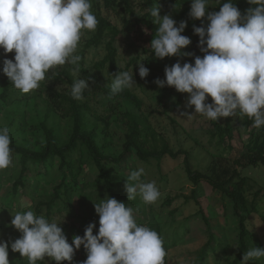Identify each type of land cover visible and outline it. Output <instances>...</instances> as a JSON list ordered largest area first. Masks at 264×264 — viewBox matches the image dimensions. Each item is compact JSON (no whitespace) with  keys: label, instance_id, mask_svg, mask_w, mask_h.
<instances>
[{"label":"clouds","instance_id":"clouds-1","mask_svg":"<svg viewBox=\"0 0 264 264\" xmlns=\"http://www.w3.org/2000/svg\"><path fill=\"white\" fill-rule=\"evenodd\" d=\"M248 2L256 7L242 14L233 0L223 3L219 11H209L210 0H192L189 15L208 21L206 28L193 27L204 55L195 56L194 64L182 65L178 60L166 66L165 79L157 78L154 83L189 94L187 107L194 106V113L210 120L246 115L254 118L253 127L260 128L264 126V0ZM91 7V0H0V49L5 54L15 53L14 61L3 60V73L16 89L28 93L39 87L50 69L66 63L78 65L81 57L75 53L82 36L98 25ZM150 15L158 25L150 44L156 58L193 55L182 51L191 44V39L182 35L186 21L176 26L170 15H160L157 4ZM148 75L149 69L141 64L139 76ZM134 83L133 74L119 71L114 75L111 93L115 95ZM87 88V80H77L71 88L72 97L83 99ZM208 97L212 103L206 102ZM10 144L9 129L0 127V170L13 163ZM143 174V168L130 173L125 183L127 200L139 193L145 203H155L161 193L155 181L141 182ZM95 211L99 215L98 234H93L96 225L90 223L84 235L74 236L72 243L60 222L32 210L17 212L11 225L22 235L11 243V249L26 257L29 264L45 257L56 264L71 262L74 250L81 245L87 251L83 264H165L167 252L162 237L148 226H139L132 207L107 198L95 204ZM8 249V242L0 241V264H9ZM262 257L264 248L253 247L244 253L241 264Z\"/></svg>","mask_w":264,"mask_h":264},{"label":"rangeland","instance_id":"rangeland-1","mask_svg":"<svg viewBox=\"0 0 264 264\" xmlns=\"http://www.w3.org/2000/svg\"><path fill=\"white\" fill-rule=\"evenodd\" d=\"M101 1L99 0L100 3ZM191 3L192 0H176L174 7L165 10L162 16L170 15L177 22L176 26H179L181 13L191 7ZM210 4L209 11L213 9L215 3L210 2ZM130 5L135 13L146 11L143 0H131ZM100 13L118 27L122 26L124 18H130V15L124 14L119 9L105 10L101 8ZM193 23L194 19L192 18L187 22V27H190ZM137 30L139 29L137 28ZM182 35H184V32ZM84 38L85 35L82 36L78 45L75 53L77 55H80V51L83 49ZM146 44V35L139 36L137 31L128 35L122 32L115 42L117 65L121 71L133 74L135 83L130 89L141 98L142 105L140 109H137L126 100L119 99L114 102L116 116H113L109 122L104 123L94 116L88 115L86 117L88 130L94 131L95 139L104 154L115 158L122 151V143L125 140L126 133L137 126L141 131V135L145 138L148 149L159 151L164 145H167L173 152H187L191 169L205 171L211 161L208 151L214 150L213 146L208 145L211 137L209 119L202 114L194 113V106L187 107L189 95L187 93H180L176 89H172L162 94L159 89L156 91L148 89L146 83L144 84L145 87L141 88L140 83H143L145 78L139 76V67L144 64V60L148 56L143 51ZM103 53L104 49L102 47L85 51L84 66L91 67L94 62L102 57ZM5 58L14 61V58L8 56V53L5 54L3 50L0 51V93L4 77L8 78L3 73V60ZM178 60L182 65L188 63L183 57L170 56L163 59L156 58V64H153V67L159 68L164 65L170 67ZM74 67V65L66 63L60 69L75 74ZM152 75L150 72L146 78L149 80ZM103 76L106 77L105 74ZM62 78L63 80H61ZM61 79L47 80L45 78L40 82L37 89L28 92V100L18 101L10 105L0 101V127L9 129L12 141L30 149H37L41 146L44 135L38 123L43 120V116L47 112L48 93H55L67 85L66 78L61 76ZM12 88L16 89L13 84ZM90 103L97 112L103 111L101 105L94 102ZM126 112L128 116L123 120V115ZM184 112L192 115L182 114ZM46 124L56 129L63 143L67 141L71 130L69 119L63 120L59 116L51 114ZM234 134L236 137L231 143L233 150L227 155L228 157H239L241 154L237 132ZM84 159L87 162L85 177L78 179L74 190L70 192L69 196H67L69 193H65L61 188V199L56 205L57 208H55L51 220L60 222L59 226L64 231L69 243L76 236V232L78 233L77 230L82 227L84 219L94 209L95 203L101 201L100 195L104 191L103 184L95 180V167L87 157H84ZM183 160V154L175 160L165 156L159 163L155 161L143 163L131 155L125 156L122 161H127L126 163L132 171L140 168L144 169L141 182L155 181L156 187L161 193L160 198L152 204L145 203L137 193L135 203H128L127 206L134 209V216L139 226L150 227L149 225L152 224L153 230L157 231L162 237L167 252L165 264H193L210 235L217 237L219 239L218 243L221 242L222 246L227 245V247H225L226 250L223 253L218 248L217 243L214 244L212 247L215 249L214 254H208L207 264H229L239 253L237 221L232 214V204L228 198L219 191L212 189L209 184L191 182L185 172ZM109 169L117 171V166L111 163ZM122 171L124 175L129 173L128 169ZM263 171V168L251 169L247 173L256 176L257 182L264 186ZM18 172L19 170L13 163L5 171L4 169L0 170V241L9 244V264H21V261H28L19 252H14L11 249V243L22 235L19 230L11 225L14 215L17 212L28 210L35 212V204L47 198L44 195L50 194L54 186L61 184L62 180L66 182L69 180V176L63 179V176L55 169H50L49 173L43 178V176L36 174L32 168L29 175L28 173L26 175L28 176L26 186L12 197L9 196L11 185L18 177ZM73 185L69 183L70 187ZM192 194L195 198L192 197ZM30 197L35 198L33 203ZM167 199H170L171 202L168 203ZM44 208L42 207L43 210ZM200 211L205 214L208 224L203 222ZM246 227L248 233L252 235V240L247 237L249 240L247 251L257 247L256 241H259L261 248H264V194H261L255 211L248 216ZM176 237L177 239L173 241ZM80 251L81 247L75 250V259L78 258ZM54 263H56L54 260L45 257L42 264ZM258 263L264 264V257L259 258ZM66 264H74V260L67 261Z\"/></svg>","mask_w":264,"mask_h":264},{"label":"trees","instance_id":"trees-1","mask_svg":"<svg viewBox=\"0 0 264 264\" xmlns=\"http://www.w3.org/2000/svg\"><path fill=\"white\" fill-rule=\"evenodd\" d=\"M130 1L131 0H102L100 3L99 0H91V11L95 14L98 25L95 31L85 30L84 32L83 49L80 51L79 55L81 60L78 65H74L75 74L65 69H60L64 65L56 66L46 73L47 80H53V78L60 80L61 76H64L67 85L55 93H48L47 95L48 109L43 116V120L38 123L44 135L41 146L37 149H30L11 140L10 148L12 149L13 164L19 172L18 177L12 182L9 196L14 197L19 190H22L26 186L25 183L28 178L26 175L27 173L29 175L32 168L36 174L43 176V178L49 173L50 169H55L63 176V179L69 176L68 182L62 180L61 184L54 186L50 194L44 195L47 197L44 201H38L35 204V213L51 221L53 212L55 208H57L56 205L61 199V188H63L65 193H69L67 195L69 196L70 192L74 190L78 179L85 177L87 162L84 157H87L95 167V180L102 183L104 187L100 199L106 200L107 198H115L120 202H124L127 206L128 203L134 204L136 199L127 200L125 183L128 181V177L132 170L131 167H128L127 161H122L125 156L131 155L143 163H149L151 161L159 163L165 156H169L175 160L179 155L183 154L184 169L189 180L195 184L200 182L209 184L212 189L219 191L231 202L233 208L232 214L237 221V243L239 245V253L229 264H241L243 255L247 252V243L249 240H252V235L248 233L246 227L247 218L255 211L256 204L261 194H264V186L257 182L256 176L254 177L247 173V171L251 169H264V126L260 128L253 127L254 118H250L246 115L241 116L239 114L226 118L222 117L217 121L209 119L211 137L208 145L213 146L214 150L208 151L211 156V161L206 167V170L202 172L191 169L187 152H173L167 145H164L159 151L148 149L146 147L145 138L141 135V131L137 126L126 133L125 140L122 143V151L115 158L104 154L101 146H99L95 139L96 135H94V131L88 130L86 117L91 115L97 120H101V122H109L113 116H116L114 102L119 99L130 102L137 109H140L142 105L141 98L130 88H126L115 95L111 93V80L114 79V75L121 71L117 65V48L115 42L122 32L128 35L137 31L139 36L142 34L146 35L147 44L143 47V51L146 52L148 56L145 58L143 66L147 67L149 69V74L151 72V75L152 73L153 75L151 79L148 80L145 77L143 83L139 82L141 88H144V84L146 83L145 85L148 89L152 91L159 89L162 94L175 89L167 85L159 87L154 83L157 78L162 80L165 79L164 70L166 65L159 68L153 67V64H156V57L150 44L156 35L158 25L154 23L150 12L152 7L157 4L160 15L162 16L165 10L174 7L176 0H143L144 9L146 10L144 13H135L132 11ZM210 2L215 3L211 11H219L222 4L227 2V0H221L219 4L217 0H210ZM233 3H235L242 14H245L249 8L256 7V5L249 4L248 0H233ZM101 8L105 10L119 9L124 14L130 15V18H124L122 26L118 27L114 23H111L107 17L101 15ZM190 8L191 7L185 9L181 13L180 22H188L192 19L189 15ZM207 24L208 21L206 18L194 19L193 25L186 27L184 31V35L191 39V44L182 51L193 54L191 56H182L188 63L194 64L195 56L203 57L204 55L198 47L199 37L194 34L193 27L203 26L206 28ZM137 28L139 30H137ZM99 47L104 49L102 57L94 62L91 67L84 66L85 51L98 49ZM1 50L3 49H0V51ZM14 55V51L8 53L10 57L14 58ZM103 74H105L106 77H104ZM79 79L87 80L88 88L85 90L83 99L76 100L71 95V88L73 83ZM61 80H63V78ZM28 99L29 93H23L18 89L12 88L11 81L4 77L0 101L6 105H10ZM90 102L101 105L103 111L97 112ZM206 102L212 103L211 97H208ZM51 114H55L63 120L69 119V121H71V130L67 141L64 143L61 141V137L56 129L46 124ZM127 116V112L126 114L124 113L123 120H125ZM235 132H237L241 154L239 157H228L227 155L233 150L231 143L236 137L234 134ZM245 133L246 135H244ZM111 163L117 166V171L109 169ZM124 169L129 170L128 175H124L122 171ZM262 174L264 175V173ZM69 183L74 185L70 187ZM192 193H194V191H192ZM192 197L195 198L193 194ZM30 200L33 203L35 198L30 197ZM100 202L101 201H98L95 204ZM167 202L170 203L171 200L167 199ZM42 207H45L44 210ZM200 212L203 222L208 224L205 214L202 211ZM90 223H95L96 227L93 230V234H98L99 215L96 213L95 207L88 217L84 219L82 227L77 230L78 233L76 232V235L82 237L85 228ZM149 226L153 229L152 224ZM247 237H249V240ZM176 239L177 237L173 241ZM218 242L219 239L217 237L210 235L206 245L201 248L197 260L193 264H207L206 259L208 254H214L213 252L215 249L212 247L214 244L216 245V243L218 248L224 253L227 245L222 246L221 242ZM256 242L257 248H261L259 241ZM70 243H72V241ZM75 255L74 253L72 259L74 260V264H83L87 259V251L83 245H81V251L77 259H75ZM258 260L259 259H252L249 261V264H259ZM66 262L67 261H62L61 264H66ZM42 263L43 260L37 261V264ZM21 264H29V261H21Z\"/></svg>","mask_w":264,"mask_h":264}]
</instances>
